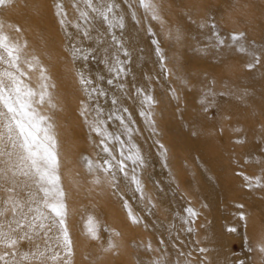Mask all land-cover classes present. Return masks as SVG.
<instances>
[{"label":"bare ground","instance_id":"obj_1","mask_svg":"<svg viewBox=\"0 0 264 264\" xmlns=\"http://www.w3.org/2000/svg\"><path fill=\"white\" fill-rule=\"evenodd\" d=\"M114 2L123 29L83 0L0 6V31L22 46V79L37 92L47 85L36 108L56 140L72 242L67 256L58 228L47 237L35 230L0 254L17 252L7 264H264V0H153L158 19L138 0ZM113 54L124 61L119 75L109 71ZM81 73L93 83L82 85ZM99 120L117 159L121 150L142 157L125 160L128 179L97 167L110 159L92 130ZM7 196L0 191V207ZM89 217L97 239L87 232ZM37 250L40 260L20 261Z\"/></svg>","mask_w":264,"mask_h":264},{"label":"snow or ice","instance_id":"obj_2","mask_svg":"<svg viewBox=\"0 0 264 264\" xmlns=\"http://www.w3.org/2000/svg\"><path fill=\"white\" fill-rule=\"evenodd\" d=\"M10 2L11 0H0V6ZM83 3L110 28L123 29V17L117 19L114 15V8L118 7L114 0H83ZM138 3L146 12L152 14L153 19L159 18L153 0H138ZM60 7L57 4V8ZM80 14L85 18L88 16L86 11H81ZM232 39L233 41L239 40L240 36L233 35ZM112 40L118 50L122 49V45L115 35L112 36ZM218 43L223 44L224 41L218 40ZM21 51V45L11 41L7 35L0 31V191L8 194L7 198L3 200V207H0V247L14 250L25 239H32L29 232L40 230L47 237L53 228H58L62 240L61 237L57 239L61 240L65 254L71 256L72 242L65 227L64 192L59 186L56 140L51 133V125L46 123L48 118L41 115L36 108V105L43 104L45 101L47 85L41 84V90L37 92L22 79L27 74L20 68ZM239 51H244V48L241 47ZM124 55L128 56L129 53L124 51ZM84 59H87V56ZM254 59L257 63L259 62L258 57L254 56ZM113 60L114 64L109 68V71L115 72L117 75L123 73L125 71L124 61L120 60L118 54H113ZM26 63L30 69L34 67L31 62ZM253 66L252 63L247 65L248 68ZM41 77H43V70ZM80 78L82 85L93 83L83 73L80 74ZM107 83L111 85L113 81L110 79ZM84 90L89 96L91 95L87 87ZM92 91H99L100 95L105 94L102 89L94 88ZM142 91V89H137V93H142ZM144 99L145 102H153L151 96H145ZM112 103L116 104L117 101L113 99ZM85 111H87L86 108ZM116 118L121 119L120 117ZM103 123L102 120L97 121L92 130L101 137L100 143L104 145L102 151L110 159L104 158L103 165L98 164L97 167L103 168L105 172H110L115 167L124 174L125 179H128L125 160L142 163V157L138 153L135 158L132 155L125 156L124 151L121 150L120 156L124 159H117L113 155V149L105 143L112 134L102 129ZM105 165L107 167H104ZM89 169H91V162H89ZM112 178L115 179V173L112 174ZM131 181L137 185L139 190V180L134 175L131 177ZM33 186L36 188L35 192L29 190ZM21 192L27 199L20 197ZM38 194H40L39 199H37ZM125 207L128 205L126 204ZM188 211L192 213L191 209ZM9 212H11L10 217H8ZM129 216L133 223L138 222L135 217L131 216V212H129ZM46 221H50V223H46ZM87 232L91 238H98V223L92 217L88 219ZM261 251H264V248ZM44 255L45 253L39 250L31 253L26 252L20 255V261L40 260ZM6 256L15 258L17 252L9 251L0 254V261H5V264H7ZM58 258V254L51 257L53 260ZM13 264H18V262L14 259ZM65 264H68V261H65Z\"/></svg>","mask_w":264,"mask_h":264},{"label":"rangeland","instance_id":"obj_3","mask_svg":"<svg viewBox=\"0 0 264 264\" xmlns=\"http://www.w3.org/2000/svg\"><path fill=\"white\" fill-rule=\"evenodd\" d=\"M232 249H233L234 251H236V252H239V251H240V249L238 248V244H237L236 242H233V243H232Z\"/></svg>","mask_w":264,"mask_h":264}]
</instances>
